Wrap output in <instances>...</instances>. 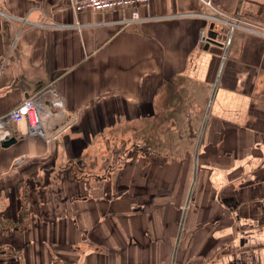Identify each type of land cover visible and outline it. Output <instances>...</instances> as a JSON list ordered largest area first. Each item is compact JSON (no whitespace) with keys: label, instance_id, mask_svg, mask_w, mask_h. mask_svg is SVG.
Segmentation results:
<instances>
[{"label":"crops","instance_id":"0c3cea01","mask_svg":"<svg viewBox=\"0 0 264 264\" xmlns=\"http://www.w3.org/2000/svg\"><path fill=\"white\" fill-rule=\"evenodd\" d=\"M137 11L0 0V115L63 100L44 94L43 134L22 121L0 142V264H264V0ZM179 115L197 128L185 155L165 141ZM108 134L138 139L116 169L96 154Z\"/></svg>","mask_w":264,"mask_h":264},{"label":"built area","instance_id":"2783aa9c","mask_svg":"<svg viewBox=\"0 0 264 264\" xmlns=\"http://www.w3.org/2000/svg\"><path fill=\"white\" fill-rule=\"evenodd\" d=\"M149 0H69L70 6L75 12L82 10L104 11L115 9H128L129 16L124 22L139 21L141 18L138 14V7L146 5ZM233 28L240 27L239 21L232 22ZM247 30L255 31L249 26H243ZM257 31V30H256ZM207 33L203 30L200 33V40L206 42ZM44 94H48L49 103L52 107H61L63 105L62 97L58 91L52 88L43 89L39 92L26 97L21 103L14 108L0 115V142H5L14 138L13 125L25 121L30 132L43 134L41 126L40 108ZM35 124L36 130L33 131Z\"/></svg>","mask_w":264,"mask_h":264},{"label":"rangeland","instance_id":"374dc122","mask_svg":"<svg viewBox=\"0 0 264 264\" xmlns=\"http://www.w3.org/2000/svg\"><path fill=\"white\" fill-rule=\"evenodd\" d=\"M180 115H179V118L182 119V121H181V123L179 122L178 126H182L181 133H183L185 135H182V137H176L175 136L174 138H169L168 137V138H165V141H166V146H167L168 143H170V144L171 143H174V144L177 143V144H175V147L177 145L178 148H179V151L181 150L183 152V154L185 155L184 151H185L186 148H188V151L189 150H192V148H193L192 139H191L192 137L189 136V133H192V135L193 134H196L197 128L194 127V126H191L190 123L188 124V122H186L183 117H180ZM123 125H124L123 123L122 124H117V125H115V127H112V128L114 130H116V131H119V133H120V131L122 129H125L126 128V126L125 125L123 126ZM167 125H169V123H166V125H163V129L164 128L166 129V126ZM32 133H34V132H32ZM198 139L199 138H197V140L195 141V145H194V149L195 150H196V145H199ZM127 140L128 139H126V143H125L124 142L125 139L123 141L119 137L118 138L117 137L115 138L114 136H112V134L103 135L102 137H99L97 139H94L95 145H97V147H98V152L96 154L99 157H103L102 160L105 159V158H107V157L110 158L111 160H109V161H110V163H112L113 168H115V169L116 168H119L121 166V163H123L126 159H128L129 157H132V156H136L135 155L136 150L133 147V145L137 144V140L138 139H136V141H132L133 139H130L129 142ZM153 140H155V138H149L148 139V137H147L145 139H140V141L142 143L140 145H141V147L143 146V149L148 148L151 144H153V142H151ZM125 147H130V148L127 150ZM182 152H181V156H182ZM94 155H95V153L91 154V156L88 157L89 160ZM147 159H149V158H147ZM147 161L148 160H146V162ZM82 170H83L82 173H87V174L88 173H90V174L91 173H94V174L97 173L98 175H102L101 173L104 172L103 169H97V170H95L93 168L92 169H87L86 168V169H82ZM187 177L190 178L189 171H188ZM186 201H187V198H185V200H184L183 208H185V206H186ZM177 220L180 223V221H179L180 220V216H179V218Z\"/></svg>","mask_w":264,"mask_h":264},{"label":"water","instance_id":"95a60500","mask_svg":"<svg viewBox=\"0 0 264 264\" xmlns=\"http://www.w3.org/2000/svg\"><path fill=\"white\" fill-rule=\"evenodd\" d=\"M214 36H215V32L212 30V25H211L209 31L207 32L205 48H207L210 43L219 44L218 41L214 38ZM13 142H15V139L10 138L9 140L3 142V145L8 146L12 144Z\"/></svg>","mask_w":264,"mask_h":264},{"label":"bare ground","instance_id":"6f19581e","mask_svg":"<svg viewBox=\"0 0 264 264\" xmlns=\"http://www.w3.org/2000/svg\"><path fill=\"white\" fill-rule=\"evenodd\" d=\"M32 125H33V131H35L36 130V126H35L34 123H32Z\"/></svg>","mask_w":264,"mask_h":264}]
</instances>
